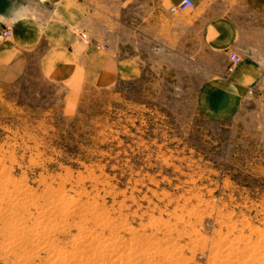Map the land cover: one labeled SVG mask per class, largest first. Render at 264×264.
I'll return each mask as SVG.
<instances>
[{
	"label": "rangeland",
	"instance_id": "obj_1",
	"mask_svg": "<svg viewBox=\"0 0 264 264\" xmlns=\"http://www.w3.org/2000/svg\"><path fill=\"white\" fill-rule=\"evenodd\" d=\"M120 1L101 0L104 13ZM128 1L117 38L125 55L126 19L143 9ZM137 53L138 79L107 88L36 67L0 81V264H264V78L238 114L215 121L200 105L216 58L202 42Z\"/></svg>",
	"mask_w": 264,
	"mask_h": 264
},
{
	"label": "crops",
	"instance_id": "obj_2",
	"mask_svg": "<svg viewBox=\"0 0 264 264\" xmlns=\"http://www.w3.org/2000/svg\"><path fill=\"white\" fill-rule=\"evenodd\" d=\"M19 1L6 0L7 9L0 8V81L7 85L36 67L50 80L107 88L142 74L139 44L196 49L201 42L216 57L208 59L209 78L200 93L208 119H231L263 82L264 0H192L193 9L178 13L171 7L182 0H141L132 23L126 19L128 55L117 39L128 0L108 15L101 0ZM7 31L11 36H2ZM231 53L242 58L233 69Z\"/></svg>",
	"mask_w": 264,
	"mask_h": 264
},
{
	"label": "bare ground",
	"instance_id": "obj_3",
	"mask_svg": "<svg viewBox=\"0 0 264 264\" xmlns=\"http://www.w3.org/2000/svg\"><path fill=\"white\" fill-rule=\"evenodd\" d=\"M5 182H6V181H5ZM1 187H2V186H1ZM5 187H6V186H5ZM2 188H4V187H2ZM4 189H5V188H4ZM15 189H16V188H15ZM19 190H20V189H19ZM16 191H17V190H16ZM2 193L4 194V193H6V191H4V192L2 191ZM20 193H21V192H20ZM6 194H7V193H6ZM6 194H5V195H6ZM0 195H1V194H0ZM1 196H2V195H1ZM0 198H1V197H0ZM12 198H13V197H12ZM4 199H5V198H4ZM24 199H25V198H24ZM14 200H15V199H14ZM16 200H17V199H16ZM42 200H43V199H42ZM54 200H55V199H54ZM56 200H57V198H56ZM57 201H58V200H57ZM60 201H61V200H60ZM7 202H8V201H7ZM14 202H16V201H14ZM23 202H24V201H23ZM25 202H26V201H25ZM51 202H52V201H51ZM62 202H63V201H62ZM66 202H67V201H66ZM18 203H19V202H18ZM54 203H55V202H54ZM13 204H14V203H13ZM56 204H57V203H56ZM59 204H61V203H59ZM59 204H58V205H59ZM52 205H53V204H52ZM81 205H82V204H81ZM48 206H49V205H48ZM54 206H55V205H54ZM66 206H67V205H66ZM2 207H3V206H2ZM12 208H13V207H12ZM43 208H44V207H43ZM53 208H54V207H53ZM9 209H10V208H9ZM46 209H48V207H47ZM54 209H56V207H55ZM58 209H59V208H58ZM58 209H56V210H58ZM64 209H65V208H64ZM5 210H6V209H5ZM43 210H45V209H43ZM38 211H39V210H38ZM61 211H63V210H61ZM18 212H19V211H18ZM39 212H40V211H39ZM47 212H48V211H47ZM47 212H46V214H47ZM53 212H55V210H53ZM69 212H70V211H69ZM69 212H68V213H69ZM71 212H72V211H71ZM50 213H51V212H50ZM18 214H19V213H18ZM31 214H32V213H31ZM46 214H45V216H46ZM57 214H58V213H57ZM57 214H56V215H57ZM62 214L64 215L63 212H62ZM69 214H71V213H69ZM22 215H23V214H22ZM24 215H25V214H24ZM39 215H40V214H39ZM42 215H43V214H42ZM52 215H53V214H52ZM63 215H61V216H63ZM77 215H78V214H77ZM43 216H44V215H43ZM49 216H50V215H49ZM54 216H55V215H54ZM65 216H66V214H65ZM67 216H68V215H67ZM69 216H70V215H69ZM55 217H56V216H55ZM55 217H54V218H55ZM59 217H60V216H59ZM79 217H80V216H79ZM93 217H94V216H93ZM56 218L58 219V216H57ZM46 219H48L47 216H46ZM63 219H64V218H63ZM114 219H116V218H114ZM40 220H41V219H40ZM59 220H61V219H59ZM65 220H66V219H65ZM21 221H22V220H21ZM55 221H56V219H55ZM57 221H58V220H57ZM40 222H41V221H40ZM21 223H22V222H21ZM50 223L52 224V222H50ZM50 223H49V224H50ZM59 223H60V221H59ZM64 223H66V222H64ZM67 223H69V222H67ZM67 223H66V224H67ZM123 223H124V222H123ZM18 224H19V223H18ZM55 224H57V223H55ZM55 224L53 223L52 225H55ZM62 224H63V223H62ZM79 224H80V223H79ZM79 224H74V225H79ZM11 225H12V224H11ZM22 225H23V224H22ZM58 225H59V224H58ZM47 226H48V225H47ZM49 226H50V225H49ZM60 226H61V225L56 226V227H59V228H60ZM64 226H65V225H64ZM64 226H63V227H64ZM63 227L61 226V228H63ZM75 227H76V226H75ZM78 227H79V226H78ZM31 228H32V227H31ZM40 228H41V227H40ZM51 228H52V226H51ZM54 228H55V226H54ZM80 228H81V227H80ZM152 228H153V227H152ZM16 229H17V228H16ZM64 229H65V227H64ZM64 229H61L62 232H63V231L65 232ZM67 229H68V228H67ZM13 230H14V229H13ZM18 230H19V229H18ZM18 230H15V231L17 232ZM22 230H23V229H22ZM44 230H45V229H44ZM49 230H50V229H49ZM61 230H59V231H61ZM15 231H14V232H15ZM30 231H31V230H30ZM33 231H34V230H33ZM35 231H36V229H35ZM37 231H43V230H37ZM47 231H48V230H47ZM53 231H55V230H53ZM53 231H52V232H53ZM81 231H82V230H81ZM112 231H113V230H112ZM16 232H15V233H16ZM26 232H28V231H26ZM44 232H45V231H44ZM136 232H137V231H136ZM21 233H22V232H21ZM34 233H35V232H34ZM40 233H41V232H40ZM47 233H48V232H47ZM111 233H112V232H111ZM140 233H141V232H140ZM9 234H11V233H9ZM9 234H8V235H9ZM17 234H18V233H17ZM35 234H36V233H35ZM49 234H50V233H49ZM14 235H15V234H14ZM21 235H24V233L21 234ZM21 235L19 234L18 236H21ZM25 235H26V234H25ZM25 235H24V236H25ZM27 235H28V234H27ZM37 235H38V234H37ZM37 235H36V236H37ZM39 235H40V234H39ZM45 235H46V233H45ZM10 236H11V235H10ZM10 236H9V237H10ZM29 236H30V234H29ZM29 236H28V237L26 236L25 238H29ZM46 236H48V235H46ZM81 237H82V236H81ZM81 237H80V238H81ZM139 237H140V236H139ZM234 237H235V236H234ZM0 238H1V237H0ZM25 238H23V239L26 240ZM45 238H46V237H45ZM76 238H77V237H76ZM94 238H95V237H94ZM97 238H99V237H97ZM147 238H148V237H147ZM8 239H9V238H8ZM11 239H12V238H11ZM16 239H17V237H16ZM18 239L20 240V237H19ZM21 239H22V238H21ZM34 239H35V238H33V240H34ZM39 239H40V238H38V240H39ZM74 239H75V238H74ZM83 239H85V238H83ZM83 239H80V241H78V242H80V243H81L82 241L84 242ZM99 239H100V238H99ZM233 239H234V238H233ZM12 240H15V239H12ZM19 240H18V242H19ZM33 240H32V242H33ZM36 240H37V239H36ZM47 240H48V239H47ZM47 240H46V242H48ZM81 240H82V241H81ZM88 240H89V239H88ZM15 241H16V240H15ZM30 241H31V240H30ZM40 241H41V239L39 240V242H40ZM42 241H43V240H42ZM42 241H41V242H42ZM8 242H9V241H8ZM8 242H7V243H8ZM16 242H17V241H16ZM16 242H14V243H16ZM34 242H35V241H34ZM37 242H38V241H37ZM39 242H38V244H39ZM46 242H45V243H46ZM85 242H88V243H89L90 240H89V241H85ZM85 242H84V243H85ZM152 242H153V241H152ZM10 243H11V242H10ZM76 243H77V242H76ZM76 243H75V244H76ZM40 244H41V243H40ZM42 244H43V243H42ZM47 244H48V243H47ZM47 244H46V245H47ZM77 244H79V243H77ZM82 244H83V243H82ZM169 244H170V243H169ZM217 244H218V243H217ZM16 245H17V243H16ZM48 245H49V244H48ZM50 245H51V244H50ZM79 245H80V244H79ZM171 245H172V244H171ZM229 245H231V244H229ZM7 246H8V245H7ZM10 246H12V244H10ZM17 246H18V245H17ZM19 246H20V244H19ZM19 246H18V247H19ZM39 246H40V245H39ZM41 246H42V245H41ZM107 246H109V244H108ZM110 246H111V245H110ZM110 246H109V247H110ZM149 246H150V245H149ZM263 246H264V245H263ZM43 247H44V245L42 246V248H43ZM155 247H156V246H155ZM4 248H6V247H4ZM7 248H11V249H12V247H9V246H8ZM7 248H6V249H7ZM13 248H14V247H13ZM45 248H46V247H45ZM53 248H55V247L53 246ZM73 248H74V247H73ZM114 248H116V247H114ZM114 248L111 247V250L114 249ZM239 248H240V247H239ZM245 248H246V247H245ZM16 249H17V248H16ZM21 249H22V248H21ZM51 249H52V248H51ZM58 249H59V248H58ZM89 249H90V248H89ZM221 249H222V247H221ZM12 250H13V249H12ZM106 250L108 251V249H106ZM254 250H255V249H254ZM263 250H264V249H263ZM52 251H53V250H52ZM52 251H51V253H52ZM54 251H55V250H54ZM84 251H85V250H83V252H84ZM97 251H98V250H97ZM104 251H105V250H104ZM136 251H137V250H136ZM144 251H145V250H144ZM146 251H147V250H146ZM148 251H149V250H148ZM152 251H154V250H152ZM237 251H239V250H237ZM261 251H262V250H261ZM74 252H75V253H78L77 251H74ZM110 252H112V251H110ZM115 252H116V250H115ZM129 252H130V251H129ZM168 252H169V251H168ZM228 252H233V253H234V250H233V251H228ZM235 252H236V251H235ZM253 252L255 253V251H253ZM253 252H252L251 254H253ZM58 253H59V250H58L57 254H58ZM60 253H62V251H61ZM60 253H59V254H60ZM71 253H72V252H71ZM97 253H98V252H97ZM112 253H113V252H112ZM120 253H121V252H120ZM122 253H123V252H122ZM122 253H121V255H125V256L127 257V254H128V253H127V254H126V253H123V254H122ZM131 253H133L132 255H133V257H134V252L131 251ZM135 253H136V252H135ZM138 253H139V252H138ZM142 253H143V252H142ZM145 253H147V252H145ZM150 253H151V252H150ZM150 253H149V254H150ZM156 253H157V252H156ZM158 253H160V252H158ZM161 253H162V252H161ZM163 253H164V252H163ZM173 253H174V252H173ZM256 253H257V252H256ZM258 253H259V252H258ZM57 254H56V255H57ZM64 254H65V253L63 252V255H64ZM67 254H69V253H67ZM72 254H73V253H72ZM83 254H84V253H83ZM86 254H87V252L85 253V255H86ZM102 254H103V253H102ZM104 254H105V252H104ZM110 254H111V253H110ZM140 254H141V253L137 254V256H140ZM149 254H148V256H149ZM216 254H217V253H216ZM237 254H238V253H237ZM53 255H54V254H53ZM56 255H55V256H56ZM107 255H108V253H107ZM119 255H120V254H119ZM119 255H117V256H119ZM151 255H152V253H151ZM156 255H157V254H156ZM58 256H60V255H58ZM67 256H68V255H66V257H67ZM73 256H74V255H73ZM77 256L80 258L79 255H77ZM96 256H97V255H96ZM108 256H109V255H108ZM111 256H112V255H111ZM130 256H131V254H130ZM142 256H144V255H142ZM148 256H147V257H148ZM171 256H172V258H173L174 255H171ZM227 256H228V255H227ZM234 256H235V255H234ZM238 256H239V255H238ZM255 256H258V254L255 255ZM263 256H264V255H263ZM263 256H261V257H263ZM53 257H54V256H53ZM62 257H63V256H62ZM82 257H83V255L81 256L80 260H81V261L85 260V258L83 257V259H82ZM85 257H86V256H85ZM87 257H88V256H87ZM87 257H86V259H87ZM104 257H105V256H104ZM115 257H116V255H115ZM115 257H114V258H115ZM133 257H132V258H133ZM135 257H136V256H135ZM149 257H150V256H149ZM153 257H154V256H153ZM174 257H177V255H175ZM220 257H221V256H220ZM220 257H218V263L220 262V261H219V258H220ZM253 257H254V256H253ZM259 257H260V256H259ZM259 257H255V258H259ZM59 258H60V260H61V257H59ZM59 258H57V259H59ZM89 258H90V257H89ZM100 258H103V256H100ZM100 258H98V259H100ZM116 258H117V260H118V257H116ZM138 258H139V257H138ZM140 258H141V256H140ZM156 258H157V257H156ZM216 258H217V257H216ZM231 258H232V257H231ZM244 258H245V257H244ZM71 259H72V258H70V261H71ZM73 259H74V258H73ZM77 259H78V258H77ZM104 259H105V258H104ZM129 259H131V258H128V260H129ZM154 259H155V258H154ZM157 259H159V258H157ZM170 259H171V257H170ZM173 259H174V258H173ZM223 259H224V258H223ZM263 259H264V258H263ZM62 260H63V259H62ZM66 260H67V259H66ZM68 260H69V259H68ZM74 260H76V258H75ZM78 260H79V259H78ZM101 260H102V259H101ZM109 260H110V258H109ZM124 260H126V259H124ZM133 260H134V259H133ZM138 260H139V259H137V261H138ZM155 260H156V259H155ZM171 260H172V259H171ZM254 260H256V259H254ZM257 260H258V259H257ZM257 260H256V261H257ZM85 261H86V260H85ZM102 261H103V263H104L105 260H102ZM120 261H121V260H120ZM134 261H136V259H135ZM167 261H168V260H167ZM174 261H175V259H174ZM177 261H178V260H177ZM238 261H239V260H238ZM259 261H260V260H259ZM71 262H72V261H71ZM74 262L76 263V261H74ZM74 262H73V263H74ZM99 262H100V260H99ZM105 262H106V261H105ZM107 262H108V261H107ZM126 262H127V261H126ZM132 262H133V261H132ZM216 262H217V260H216ZM53 263H54V262H53ZM58 263H59V262H58ZM66 263H67V261H66ZM69 263H70V262H69ZM77 263H79V262H77ZM77 263H76V264H77ZM86 263H87V262H86ZM88 263H89V262H88ZM91 263H92V262H91ZM94 263H95V262H94ZM100 263H101V262H100ZM113 263H115V262H112V264H113ZM118 263H119V262H118ZM120 263H121V262H120ZM122 263H125V262L123 261ZM122 263H121V264H122ZM129 263H130V262H129ZM175 263H176V262H175ZM175 263H174V264H175ZM180 263H182V262L180 261ZM180 263H179V264H180ZM262 263H264V261H263ZM59 264H60V263H59ZM64 264H65V261H64ZM79 264H80V263H79ZM95 264H96V263H95ZM97 264H98V263H97ZM105 264H106V263H105ZM127 264H128V262H127ZM152 264H153V263H152ZM172 264H173V263H172ZM259 264H261V262H259Z\"/></svg>",
	"mask_w": 264,
	"mask_h": 264
},
{
	"label": "built area",
	"instance_id": "obj_4",
	"mask_svg": "<svg viewBox=\"0 0 264 264\" xmlns=\"http://www.w3.org/2000/svg\"><path fill=\"white\" fill-rule=\"evenodd\" d=\"M194 7H195V5H194L192 0H182L180 3L171 7V12H173V13L182 12V11L193 9ZM2 36L10 37L11 32L7 31ZM82 38L85 40H88L87 35L85 33L82 34ZM230 60H231L230 66L232 69L235 66H237V64H239V62L241 61V57L239 55H237L236 53H231L230 54Z\"/></svg>",
	"mask_w": 264,
	"mask_h": 264
}]
</instances>
